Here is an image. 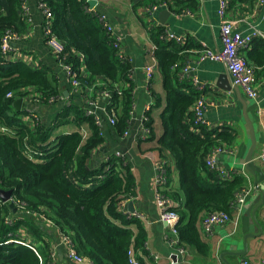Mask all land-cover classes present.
Listing matches in <instances>:
<instances>
[{
	"label": "trees",
	"instance_id": "1",
	"mask_svg": "<svg viewBox=\"0 0 264 264\" xmlns=\"http://www.w3.org/2000/svg\"><path fill=\"white\" fill-rule=\"evenodd\" d=\"M134 8L150 9L164 3H182L179 0H129ZM231 5L256 0H228ZM54 15L53 32L65 44L66 64L80 76L83 84L92 86L95 80L106 82V89L116 107L115 128L125 133L130 125L134 105L132 67L127 59L118 55L113 40L100 20L101 13L88 12L87 0H38ZM24 0H0V188L13 191L15 204L0 199V264H53L48 248H40L34 241L45 243L50 236L45 222L52 230L68 235L78 255L93 264H130L129 251L133 247L146 254L147 231L142 222L129 217L121 205L135 197L136 179L126 161L115 156L95 167L89 160L96 148L104 142L101 127L93 116L83 113L78 106H66L53 123L43 122L38 113L28 111L24 104L17 111L14 102L29 96L35 90L36 101L44 104L58 102L62 92L53 71L37 68L22 60L6 57L4 35L26 31ZM173 10V5H170ZM182 9L174 12H179ZM155 45L154 57L160 66L166 107L161 114L163 134L157 141L160 152H169L180 176V187L185 195V208L170 209L179 214L176 226L180 246L194 247L202 256L210 248L204 242L200 221L207 214H232V204L246 178L236 175L224 179L207 166L208 155L222 146L236 144L238 131L211 129L195 125V104L202 97L192 79H181L185 55L195 47L191 41L185 45L170 40L163 27L150 31ZM246 58L264 70V40L253 41ZM251 44V45H252ZM82 58L88 76L82 74ZM153 107L161 106L162 99L153 92ZM81 124L91 123L93 133L85 138L83 132L60 133L70 117ZM145 128L155 139L153 119L147 113ZM81 129V128H79ZM168 172V171H167ZM169 174V173H168ZM169 182V176H168ZM170 200L179 196L164 191ZM24 208L32 215L14 218L15 210ZM39 217V218H38ZM27 231H20V228ZM29 229V230H28ZM26 232H28L26 234ZM22 233L26 237H22ZM32 238V239H33ZM23 241L38 248L39 256ZM149 255H147L148 257ZM141 264H145L139 257Z\"/></svg>",
	"mask_w": 264,
	"mask_h": 264
},
{
	"label": "crops",
	"instance_id": "2",
	"mask_svg": "<svg viewBox=\"0 0 264 264\" xmlns=\"http://www.w3.org/2000/svg\"><path fill=\"white\" fill-rule=\"evenodd\" d=\"M24 1L29 7L30 17L26 21V31L22 34L23 40L12 45V55H14V59L25 56L31 57L33 66L37 68L46 67L53 71L62 92V98L58 102L44 104L36 101L35 90L31 89L29 96L25 99L24 106L31 105L32 108L30 109L38 113L42 121L47 123L55 122L62 109L69 105L78 106L83 113L93 116L95 122L98 117L102 119L100 127L104 142L96 148L89 164L97 167L110 158L117 157L118 154L123 156V159L129 164L136 179V195L133 199L125 201L120 209L131 217L134 213L129 212L125 207L127 203L133 202L136 212L143 215V219L139 220L147 231L146 254L139 255L145 258V260L141 258L144 263L242 264L243 261L247 260L253 264H264V234L257 239L250 238L247 253L243 256H237L238 253L246 252L244 238L249 234L258 232V228L254 224V217L260 221L264 233V184L256 186L253 177L248 173L246 183L237 192L238 194L247 193L237 228L234 224L236 218L233 209V221L215 226L211 236H205L202 233L203 220L198 225L204 242L210 248L208 256H202L194 247L182 246L186 250L184 258L176 260L173 257L176 249L171 246L166 237L170 226L158 220L159 210L154 201L155 181L159 169L163 167L169 173V183L164 191L169 192L171 197H174V194L179 196L173 200L174 206L183 210L186 199L180 187L179 171L174 159L169 152H160L157 148V141L163 134L161 114L166 107V94L163 88L160 66L154 57L155 45L150 39L152 29L163 27L165 31L170 30L177 37L183 38L185 44L188 40L195 44L194 48L187 51L185 64L190 69L188 77L201 90L202 96L205 98L207 125L211 129L238 131L236 144L228 147L230 149L228 153L218 156L219 166L226 169H236L239 172L245 170L241 165V160L248 150L245 114H248L252 120L258 139L254 158L259 154L264 141L255 102L248 99L241 89L233 86L231 77L223 64L199 63L198 50L205 47L213 50L221 49L219 0H179L182 2L179 5L174 6L175 3L170 2L164 3L157 6L155 10H151L147 6L134 8L129 0H96V11L105 14L116 32L121 36L123 53L132 67L131 79L135 87L134 105L127 135L125 133L120 134L104 114V111L113 105L112 98L104 93L102 80H95L92 86L78 89L71 86L66 72L59 67L56 57L45 43L42 30L45 16L38 0ZM170 5H173V10ZM180 8L181 11L174 12ZM165 12L169 15L163 17ZM227 16L236 22L237 30L249 32L255 29L264 33V3L260 5L255 1L253 5L248 3L231 5ZM253 46L254 44L245 50L243 56L248 64L255 68L256 85L263 99L262 104H264V70L257 68L246 58L248 50L254 48ZM155 63L157 67L154 78L150 79L145 67ZM81 68L83 76H88L84 58H82ZM65 92H68V96H65ZM153 92L162 99L159 107H153L156 98ZM149 103L152 104V107L147 112L146 106ZM147 113L151 114L153 119L155 139L144 133L143 118L144 115L148 117ZM75 120L76 116L72 115L69 123L64 125L60 133H73L79 130L84 133L85 138L90 137L93 133L91 123L85 122L79 127L74 123ZM256 163L264 172V162L256 161ZM45 226L51 232L50 236L43 237L45 243L35 242L34 238L28 234L32 242L42 249L48 248L52 258L57 260L53 264H77L69 256V250L62 242L61 233L57 229L52 230V223L46 221ZM150 253L159 255V259L157 261L152 258L149 259L147 255ZM222 256L227 263L222 260Z\"/></svg>",
	"mask_w": 264,
	"mask_h": 264
},
{
	"label": "built area",
	"instance_id": "3",
	"mask_svg": "<svg viewBox=\"0 0 264 264\" xmlns=\"http://www.w3.org/2000/svg\"><path fill=\"white\" fill-rule=\"evenodd\" d=\"M88 4H89V0ZM257 4L262 5L264 3V0H256ZM40 8L42 9L45 19L43 22V35L45 39V43L48 46V48L52 51L53 55L56 57L59 67L66 72L68 79L70 81V84L72 87L75 88H83L88 87L89 85L83 84L80 81V76L72 69V67L68 64H66V57L68 56L66 52L65 44L59 39V37L53 32V21H54V15L51 12V10L46 5H40ZM153 10L157 9V7L152 8ZM151 9V10H152ZM230 9V3L228 0H219V9L218 14L221 18V24H220V41H221V49L219 50H213L208 47H205L201 50H198V59L199 63L204 62H214V63H220L223 64L228 71L232 84L234 87H237L241 89L246 97L252 101L255 102L256 108H257V117L258 121L260 123V127L263 130V136H264V104H262V98L260 96L259 89L256 85V72L255 68L248 64L245 57L243 56V52L247 50L253 41L257 38H261L264 40V33H262L260 30H252L249 32L240 31L237 30L235 27V21L228 18L227 14ZM23 10L25 12L26 16H29L30 10L27 5H23ZM88 12L90 13H96L95 7L88 6ZM100 20L103 23V25L107 29L108 35L113 40V46L118 50V55L123 58H125V54L123 53L122 48V38L121 36L116 32L113 25L110 23L108 17L105 14H101ZM166 36L168 39L173 40L177 42L180 45L185 44V40L183 38L177 37L174 33H172L170 30L166 31ZM24 36L20 33L11 32L8 31L2 40V43L4 44V52L6 53V57H8L11 60H22L26 63H29L30 65H33V61L31 57H21L19 59H14V55H12L13 52V44L19 43L21 40H23ZM157 64H151L145 67V71L150 79L154 78V73L156 70ZM190 72L189 66L185 65L182 69L181 73V79H185L188 77V74ZM106 82H103L104 86V93L110 98V92L106 89ZM112 98V97H111ZM152 107V104L149 103L146 106V111H150ZM28 109V111H32L27 106L25 107ZM195 125H207L206 120V110L207 105L204 96L200 97L195 104ZM104 114L106 117H108L112 123V125H116L117 120V112L116 107L112 106L110 109L104 111ZM102 119L100 117L97 118L96 124L98 126H101ZM148 122V117L144 115L143 118V125H144V133L145 135H148L150 131L145 128V123ZM84 134V133H83ZM128 134V131L125 132V135ZM230 149L226 146H222L221 148H216L213 150L207 157L206 163L207 166L216 171L221 178L224 179H233L236 175H241L245 178H248V174L245 170L239 172L236 169H226L222 168L218 164V156L223 153H228ZM117 156L123 158L120 154ZM255 161L264 162V141L262 142L261 149L259 151V154L255 156ZM168 172L165 167L160 168L157 174V178L154 185V201L156 204L157 209L159 210V218L158 220L160 222H165L170 226L169 233L166 235V237L169 239V242L172 247L176 249V252L174 253V258L176 260H179L180 258L183 259L184 255L186 254L185 248L180 246V239L177 232V224L180 220V216L178 213L171 211L170 209L173 207V202L169 198H167L164 194V190L168 186ZM247 193H240L236 196L233 204L232 209L235 213L234 224L235 228L238 226V219L241 215V211L243 208V205L246 202ZM131 217H135L137 219H143V215L140 213H134ZM232 214H229L227 212L221 211V212H214L207 214L203 221H202V233L205 236H211L214 231V227L218 225H224L229 222L233 221ZM62 242L64 245L67 246L69 250V256L71 259H73L77 264H93L90 260L84 258L83 256L78 255V253L73 248V243L71 239L68 237V235L61 234ZM17 243H21L23 245L29 246L38 256L40 255L37 251V248L33 245H29L26 242L16 240ZM140 252L135 250L133 247L129 251V259L130 264H141V261L139 259L144 257L139 255ZM159 255L155 253H150L148 258L153 259L157 261L159 259ZM57 262V260H54ZM242 264H253L250 261H243Z\"/></svg>",
	"mask_w": 264,
	"mask_h": 264
},
{
	"label": "water",
	"instance_id": "4",
	"mask_svg": "<svg viewBox=\"0 0 264 264\" xmlns=\"http://www.w3.org/2000/svg\"><path fill=\"white\" fill-rule=\"evenodd\" d=\"M96 4H97L96 0H90L89 1V5L91 7H95ZM167 15H169V13L165 12L163 17H166ZM65 96H68V92H65ZM23 104H24L23 98H19L14 102V107L16 108L17 111H21ZM244 119H245V129H246L247 136H248V143H247L248 150H247L245 157L241 160V165L243 166L245 171L253 177L254 184L256 186H258L260 184H264V172L262 171L261 167L254 160V155H255V152H256V149L258 146V139L256 136V130H255L254 124H253L252 120L250 119L249 115L245 114ZM263 193H264V191H263ZM0 199L4 203L10 202V206L12 208L15 207V204L11 202L13 199V191L12 190L6 191V190H3L2 188H0ZM125 208L131 213L136 212V208H135L133 202L127 203ZM15 212H16V210H15ZM254 224L258 228V232H254V234H249L244 238L245 251L246 252L238 253L237 256H243L247 253V251H248V240L250 238L257 239L264 234L262 231L261 223L256 217H254ZM226 254H228V253H226ZM222 260L224 262H226L224 256H222Z\"/></svg>",
	"mask_w": 264,
	"mask_h": 264
},
{
	"label": "rangeland",
	"instance_id": "5",
	"mask_svg": "<svg viewBox=\"0 0 264 264\" xmlns=\"http://www.w3.org/2000/svg\"><path fill=\"white\" fill-rule=\"evenodd\" d=\"M28 108H32V106L31 105H29V106H27ZM12 201H14V199H12ZM24 213H26L25 215H29L30 214V216L32 215V212H30V211H28V210H26V209H24V208H21V210H16V212L14 213V218H21V217H23L24 215H23V212ZM39 218V217H38ZM50 225V224H49ZM53 225V224H52ZM53 227V226H52ZM20 231H24V230H26L27 231V228H24V227H22V228H20L19 229ZM29 230V229H28ZM21 235H24V233H22ZM22 237H26V235H24V236H22ZM37 251H38V248H37ZM39 252V251H38ZM51 258H52V256H51ZM52 260H53V262H54V258H52Z\"/></svg>",
	"mask_w": 264,
	"mask_h": 264
}]
</instances>
